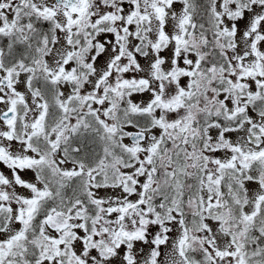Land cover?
Returning a JSON list of instances; mask_svg holds the SVG:
<instances>
[{
    "label": "snow or ice",
    "instance_id": "6c2138e0",
    "mask_svg": "<svg viewBox=\"0 0 264 264\" xmlns=\"http://www.w3.org/2000/svg\"><path fill=\"white\" fill-rule=\"evenodd\" d=\"M0 264H264V0H0Z\"/></svg>",
    "mask_w": 264,
    "mask_h": 264
}]
</instances>
